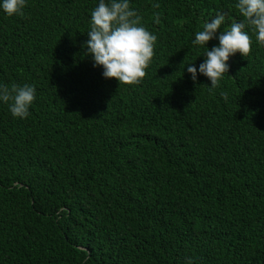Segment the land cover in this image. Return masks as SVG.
I'll list each match as a JSON object with an SVG mask.
<instances>
[{
    "label": "trees",
    "instance_id": "16d2710c",
    "mask_svg": "<svg viewBox=\"0 0 264 264\" xmlns=\"http://www.w3.org/2000/svg\"><path fill=\"white\" fill-rule=\"evenodd\" d=\"M236 2L130 0L157 37L138 84L86 54L98 0L0 10V84L36 88L26 118L0 102V264H264V45L247 26L215 88L187 72Z\"/></svg>",
    "mask_w": 264,
    "mask_h": 264
},
{
    "label": "clouds",
    "instance_id": "9594fccd",
    "mask_svg": "<svg viewBox=\"0 0 264 264\" xmlns=\"http://www.w3.org/2000/svg\"><path fill=\"white\" fill-rule=\"evenodd\" d=\"M27 0H0V10L11 16L22 13ZM235 7L244 17L222 30L225 15L218 11L206 20L202 30L195 33L193 45L202 46L203 61L197 67L187 64V72L196 81L198 74L210 80L211 87L219 85L229 72L230 56L239 52L247 56L251 51L252 38L247 26L256 34V41L264 45V0H237ZM137 10L130 7V0H98L91 11L88 39L84 42L86 54L91 55L93 67H102V76L116 78L118 84H138L145 76L154 55L157 39L142 23ZM158 22V17L156 18ZM220 30V31H218ZM217 40L210 48L207 42ZM31 84H0V102L8 104L14 117L26 118L36 96ZM226 95V94H224Z\"/></svg>",
    "mask_w": 264,
    "mask_h": 264
}]
</instances>
